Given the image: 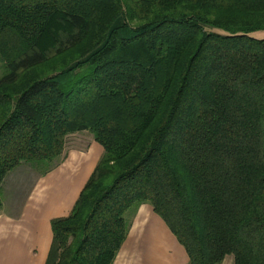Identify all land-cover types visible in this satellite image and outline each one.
<instances>
[{"label":"trees","instance_id":"trees-1","mask_svg":"<svg viewBox=\"0 0 264 264\" xmlns=\"http://www.w3.org/2000/svg\"><path fill=\"white\" fill-rule=\"evenodd\" d=\"M262 30L264 0H0V184L103 148L45 264H112L142 204L188 264H264Z\"/></svg>","mask_w":264,"mask_h":264},{"label":"crops","instance_id":"crops-1","mask_svg":"<svg viewBox=\"0 0 264 264\" xmlns=\"http://www.w3.org/2000/svg\"><path fill=\"white\" fill-rule=\"evenodd\" d=\"M81 137L88 146L64 149L62 162L45 175L23 182L18 166L3 179L0 264H45L53 237L51 220L71 212L103 154L93 138ZM112 264H188V255L152 207L142 204ZM222 264H233V259L228 256Z\"/></svg>","mask_w":264,"mask_h":264},{"label":"rangeland","instance_id":"rangeland-1","mask_svg":"<svg viewBox=\"0 0 264 264\" xmlns=\"http://www.w3.org/2000/svg\"><path fill=\"white\" fill-rule=\"evenodd\" d=\"M253 36L258 37V38H264V30L254 33ZM1 75H2V62L0 60V76ZM72 134L67 136L66 146H65L66 150L72 149L73 147H84L83 149H85L88 146V144L86 142L87 140H85V138L81 137L82 135H84L85 137H88L89 139L93 138L92 134L87 132V131H85L83 133H72ZM64 155H65V152L63 153V155L60 159L64 158ZM40 173H41V171L36 170L35 168H32L31 166L24 165V164H22L19 167V169L17 170V174L19 175L18 178L20 180H22L23 182L24 181H32L34 178L41 175Z\"/></svg>","mask_w":264,"mask_h":264}]
</instances>
